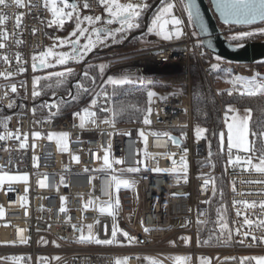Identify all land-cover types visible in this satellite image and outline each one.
<instances>
[{
    "label": "built area",
    "instance_id": "1",
    "mask_svg": "<svg viewBox=\"0 0 264 264\" xmlns=\"http://www.w3.org/2000/svg\"><path fill=\"white\" fill-rule=\"evenodd\" d=\"M73 1L77 17L103 20L108 16L100 0ZM170 3L175 8L172 16L183 21L179 26L183 35H173L170 40L158 36L147 45L123 53L110 52L105 61L110 65L107 78L119 74L148 77L150 81L144 80L143 85H167L171 89L152 98L151 114L147 111L145 116L150 124L143 121L114 126L105 123L113 121L114 102L102 88L72 110L33 111V91L40 85L39 77L45 69L34 70L33 57L49 48L53 16L45 0H23L24 7L14 0L0 5V16L7 17L0 23V33L8 36L7 40L0 36L4 44L0 48V136H5L0 140V173L28 177L25 183L0 187V264H114L119 255L128 257L127 264H138L140 255L168 262L164 256L179 253L192 255L194 264H198V256L211 257L210 264H256L254 257H264V228L258 226L264 219V209L259 207L264 202V173L244 163L245 158L258 157L260 152L232 149L230 154L226 144L213 151L207 139H197L191 91V63L195 59L220 103L225 125L228 106L223 98L247 95L242 94L240 84L234 86L231 81L236 77L261 80L264 61H217L193 32L182 0ZM220 28L228 41L241 44L237 40L244 34L264 33V22L247 26L220 24ZM175 29V25H167L168 31L174 33ZM259 40L264 38L251 42ZM35 63L39 66L38 61ZM217 64L218 69L213 67ZM60 97L58 94L48 101ZM45 108L50 110L49 106ZM86 109L95 116L81 127L80 116ZM60 133L68 134L65 149L48 139L49 134ZM172 138L181 142L173 143ZM105 155L111 167L103 164ZM236 156L241 157L240 162H235ZM182 158L188 163L187 176L183 175ZM258 162L253 159L254 164ZM129 168L139 171H126ZM157 168L173 172H157ZM113 176L129 181V186L121 185L117 191ZM218 179L224 187L227 229L218 237L219 245L198 246V237H202L199 227L210 218ZM205 180L209 181L207 185ZM108 202L114 216L100 212ZM253 203L255 207L248 206ZM246 217L253 224H245ZM89 225L101 240L110 239L115 226L117 242H80L81 234L88 235ZM124 232L135 240L129 242ZM186 237L192 238L193 245L181 243Z\"/></svg>",
    "mask_w": 264,
    "mask_h": 264
},
{
    "label": "snow or ice",
    "instance_id": "2",
    "mask_svg": "<svg viewBox=\"0 0 264 264\" xmlns=\"http://www.w3.org/2000/svg\"><path fill=\"white\" fill-rule=\"evenodd\" d=\"M15 4L19 7H24L23 4V0H14ZM49 3V0H45V6L47 7ZM51 3V11L53 16H55L57 19L53 20L50 22V25L52 23H59V24H63V19H61V17H65V18H70L73 15V12L76 9V5H71L67 3V0H61V3H63L64 8H69L72 9V11H68V12H64L62 8L57 7V0H50ZM7 4V0H0V5H6ZM100 4L102 6H104L106 8V10L108 11L109 15L111 17H115L119 20L120 24H121V30H124V26H127L128 30H131L132 28H138L140 25L139 23H137L136 21L139 19L140 15L142 14V12L144 10H147V8L149 7V5L146 3V0H144V2L140 3V4H135L132 2H129L127 4H121L118 3L117 0H100ZM218 8L220 9L222 15H224L225 20L226 21H231V20H235V22L240 23V22H245V23H250L252 21H255L257 19L259 20H264V0H218L217 3ZM85 7H88L87 4H85ZM174 5L171 3H167L164 7H162L159 12L156 14V16L154 17L153 21H152V27L149 28V32H153L156 35L161 36L164 40H170L173 38V35H175L176 38H179L181 35H183L182 30L180 29V25L183 23V21H181L180 19L175 18L174 16H171L172 13V9H173ZM187 10H188V16L189 19L192 20L196 17L199 16V12L198 10L194 11V4L191 2V0H189V3L187 4ZM171 16L170 19H167L166 17ZM7 19V17L5 16H0V23H2L3 21H5ZM86 20H88L89 24H93L94 22H98L100 20L99 17L93 18V17H85ZM114 20L109 19L108 23L111 24L113 23ZM19 19H17V27L19 26ZM172 24L176 26L175 32H170L167 30V25ZM77 29L80 32H84L86 31L85 29L80 27V23H77ZM201 32L204 34H207V28L203 25V23H201ZM72 35H76L75 32L72 33ZM107 35L111 36L113 39L116 38V33L113 32H108ZM247 35V34H244ZM0 36L3 37L4 40L8 39V36L6 33H0ZM95 38L96 41H101V33L99 29L95 30ZM65 43V41H61V44ZM79 44V41H73L72 42V53H74L75 55H66L61 53L60 57H59V64L63 65L66 63V61L68 59H76L77 62H79L93 47H94V41L91 38H88V43L83 45L82 49H78L76 47V45ZM209 47H211V43H209L208 45ZM4 44L0 43V48H3ZM52 55V50L49 49L47 53L45 54H41V56L39 58L37 57H33V69L35 70L38 65L37 63H35V61L37 59H39V66H47V67H52L53 64L51 63H47L46 64V60L45 57L46 56H51ZM4 59H7V57H5ZM217 61L220 60V57L217 56L216 57ZM214 68L218 69V64L213 66ZM104 70V66L101 65L100 66V71L103 72ZM71 74L70 70L69 73ZM56 76L58 77H62L65 75V73L62 72H58L55 73ZM85 75L87 76V73H85ZM136 81H133L132 79L128 78V77H124L121 79H115V78H109L108 83L112 84V85H124V84H131V83H135ZM142 82V81H141ZM36 83H38V81H36ZM231 83H233V85L235 86L236 84H240L243 89L244 92L242 94H247L249 96H254L257 94H264V78H262L261 80H257L255 78L253 79H246L244 77H236L234 80L231 81ZM13 92L16 91L15 86L12 87L11 89ZM86 90V89H85ZM231 94V93H229ZM33 95L34 96H39L40 93L39 91H36L34 89L33 91ZM148 99H149V103L152 102V98L156 95V93L154 92H148ZM161 99H166V97H161ZM96 101L93 100L92 101V105L95 106ZM11 106V105H10ZM49 107H54V106H49ZM35 111V110H33ZM229 111H235L234 109L229 108ZM148 113L149 115L151 114V109H148ZM77 116H80L79 113L76 114ZM95 113L91 112L89 110H85L84 115L80 116L81 119V127H84L86 120L89 117H94ZM251 120V110L247 109L246 110V115L244 116H240L239 114L235 115L232 117V122L228 123L227 125V141H228V151L231 154L232 149H237L239 151H243V152H256L259 151L260 155L258 157L255 156H248L247 158H245L244 163L246 165H248L249 168L254 169L256 172L258 173H264V128L259 129L258 131H251V135L256 136L261 144V148L259 150L256 149L255 147V142H251L249 141V134H250V127H249V122ZM94 122V121H93ZM105 123H112L114 126V121H105ZM144 123L145 124H150L151 120L148 119L147 117H145L144 119ZM6 126V125H5ZM207 130L204 128H200L199 126L196 128V137L197 139L201 138L202 134L204 132H206ZM35 135L38 137L40 134L39 133H35ZM57 135L59 140L61 141H66L68 138V134L67 133H60V134H54ZM141 135L143 136V132H141ZM156 135H160V134H156ZM167 135V134H165ZM17 139H19V135L16 136ZM51 138V137H49ZM5 139V136H0V140ZM173 139V143H176L175 139ZM224 133H220V142H221V146L223 147L224 144ZM25 140H27V137H25ZM145 144H146V138H145ZM66 147V145H65ZM145 155H147V152H145ZM77 160L79 159L78 157L76 158ZM253 159H257L259 162L258 163H253ZM241 157L240 156H236L235 158V162H240ZM121 161H116V163H120ZM173 164L176 163L175 160L172 161ZM103 164L107 167H111V165L109 164V158L107 155H105L103 157ZM181 164H182V169H183V175L187 176V170H188V163L186 161V159L182 158L181 159ZM126 171L128 172H138L139 168H129L126 169ZM155 171L160 172V171H168V172H173V169H155ZM177 175H180V173H177ZM9 180L12 179H22L25 182L28 180V177L25 175L23 177H8ZM114 184H115V188L118 191L121 185H124L125 187L129 186L130 182L127 180H121L118 179L117 177L113 176L112 177ZM4 180V177L0 176V183H2ZM209 183L208 180H205V185H207ZM116 205H119V200L118 198L116 199ZM247 203V202H245ZM249 207H255V203L248 205ZM112 204L110 202H108V206L107 208L105 207H101L100 208V212L104 213V212H108L110 215H113L112 212ZM259 207L261 209H264V202H262ZM85 208H87V205H85ZM61 211L63 212L64 209L62 208ZM239 215V213H238ZM3 216V211L0 210V217ZM115 218V217H114ZM244 223L247 225H251L253 224V221L248 219L247 217L244 220ZM259 227L264 228V219L259 221ZM222 230H226L227 229V223H221L220 225ZM78 231H80L78 229ZM145 231H148V229H145ZM238 232V230H237ZM229 236L231 235V232L228 231L227 233ZM239 234V233H238ZM250 233H245V235H249ZM124 237L127 238V240L129 242H132L135 240L134 237L130 236L127 232L123 233ZM190 241V238H188ZM253 239H256V237L254 236ZM79 241L82 243H95L98 245H112L114 243L117 242V229L114 226L113 230H112V235L110 239H105V240H101L98 237H96L93 233H92V226L89 225L88 226V235L85 236L83 234H81L79 236ZM21 243H27L26 240H21ZM14 260H16L17 258H13ZM177 261V264H183V261L186 258L183 257H176L175 258ZM256 260V264H264V257H259V258H253ZM114 264H127V260L124 259H119L117 258L114 261ZM150 264H160L159 261L156 260H151ZM201 264H209V262L207 260H205L204 258H201Z\"/></svg>",
    "mask_w": 264,
    "mask_h": 264
},
{
    "label": "trees",
    "instance_id": "3",
    "mask_svg": "<svg viewBox=\"0 0 264 264\" xmlns=\"http://www.w3.org/2000/svg\"><path fill=\"white\" fill-rule=\"evenodd\" d=\"M149 7L144 10L140 15L137 23H139L138 28H133L131 34L141 31L144 28L145 16L149 9L157 2V0H146ZM170 0H165L152 14L151 19L156 16L159 10L164 7ZM56 28H51L49 33L53 37ZM150 32L136 37L133 39L125 48L115 50L112 52H117L120 50L127 49L131 46L138 45L142 41L148 38ZM124 41V40H123ZM107 54H96L94 58L106 57ZM87 73V76L85 75ZM65 74L62 77L53 76L50 78H45L44 87L46 89V97H50L51 94H56L59 92L61 87L67 85L69 81L73 80L76 82L74 87L62 90V96L55 101L57 106L50 107V110H46L45 106L42 108L43 111L52 112H65L74 109L79 106L87 97H89L96 86L100 83L102 79V73L100 71L99 65L90 61L84 68L83 73L80 75L78 72L75 75ZM39 87V86H38ZM86 89V90H85ZM171 89L170 86H159L154 85H127V86H114L113 88L106 87V93L110 94L114 102L113 111V121L115 124H131V123H142L145 119L146 113L149 108L148 92L154 93H165ZM180 89L186 90V87H181ZM191 91H192V105H193V122H194V134L196 135V128H204L207 131L202 134L201 137L208 140L211 149L214 151L219 147V136L223 132L225 125L221 116L220 103L214 96L208 80L199 68L197 61L194 59L191 63ZM72 96L66 99V95ZM223 104L226 106L236 105L238 108L250 109L253 112V117L251 120V131H258L264 128V94H257L254 96L249 95H235L231 94L223 98ZM255 147L257 150L261 148L259 139L254 136ZM216 194L212 200L211 204V214L209 220L200 225L201 241L203 244H213L220 241L214 239L215 231L219 230L221 223H225V218L221 216V210L223 209V182L222 180H217L216 183ZM246 264H251L246 262Z\"/></svg>",
    "mask_w": 264,
    "mask_h": 264
},
{
    "label": "rangeland",
    "instance_id": "4",
    "mask_svg": "<svg viewBox=\"0 0 264 264\" xmlns=\"http://www.w3.org/2000/svg\"><path fill=\"white\" fill-rule=\"evenodd\" d=\"M117 2L121 3V4H127L129 2H132V3H135V4H140V3L144 2V0H117ZM182 2H183V5H184V7H185V9L187 11V6H186L184 0H182ZM67 3L72 5V3H70L69 1H67ZM47 7H48L49 11L52 14L50 0H49V3H48ZM57 7L62 8L64 12L72 11V9L64 8L63 3H61V0H57ZM174 12H175V8L173 7L171 16L173 15ZM52 16H53V14H52ZM169 17H166V18H169ZM56 19L57 18L55 16H53V20H56ZM61 19H63V21H64L63 24L52 23V28H56L57 31L55 32L53 37L51 36V39L49 41V44H50L49 48L47 49L46 52L43 53V54L47 53L49 49L52 50V55L51 56H46L45 60H46V64L47 63H51V64H53V66L52 67L45 66L44 71H42L43 73L39 77V84L40 85L35 90L39 91L40 95L39 96H34V99H33L35 111H41V110L43 111L42 108L44 106L45 107L46 106H57V102L58 101H55V100L48 101V100L53 99L58 94H62V90H66L69 87L71 88L72 87V83L75 82L74 79L69 81V83L67 85H64L63 87L60 88L62 90H59V92H56V94H51L50 97H46L49 94H46V89H45L44 84H43L45 78H50V77L56 76L55 73H58V72H62V73L68 74L69 70H70L71 73H73L72 75L76 76V74L78 72H80V67L83 64L84 60L86 59V57L91 52L98 51L97 48H100L103 45H105L106 47H110V46L113 47V46H115V44L120 43L123 40L127 39L129 37L130 32H131V30L127 29V26H124V30L120 31L121 30V24H120L119 20L117 18H115V17H111L109 15V13H108V16L105 19L99 20L98 22H94L93 24H89L88 20H86L85 17H83V16L77 17L76 16V11L73 12V15L70 18H65V17L62 16ZM109 19L114 20V22L109 24L108 23ZM152 21L153 20H150L149 28L152 27ZM78 22L80 23V27L85 29L86 31L80 32L77 29V23ZM189 23H190L191 28H192L193 32L195 33V35L198 36L192 20L189 19ZM101 28H104L105 30L109 29L110 30L109 32L116 33V38L113 39L111 36L107 35L108 32H105L103 34L101 33V41H96L95 30L96 29L100 30ZM73 32H75L76 35L73 36L72 35ZM158 36L159 35H156L155 33L150 32V35L148 36V38L145 39L144 41H142L140 44L131 46V47H129L127 49H124V50L128 51V50H130L132 48H135V47H137L139 45H142V44L143 45L144 44L147 45V43L152 42L153 38H156ZM88 38L93 39L94 47L79 62H77L76 59H68L65 64H63V65L59 64V57H60L61 53L66 54V55H72V56L75 55L74 53H72V42L73 41H79V44H77V48L78 49H82L83 45L88 43ZM241 38L242 39H238L237 41L241 42V43L251 42L252 39L253 40L263 39L264 38V33L256 34V35H244ZM61 41H65V43L61 44ZM153 44H154V42H153ZM100 49L103 50L102 48H100ZM124 50H120L119 53H123ZM108 55H106V57H97V58H94V59L90 60L91 62L99 65V67L101 65H103L104 66V70H103V72H101L103 75H102V79H101L100 83L96 86V88L94 89L93 93L89 97H87L85 99V101H87L88 99L93 97L94 93L96 92V90L98 88H102V92L106 93V87L113 88L114 86H127V85L139 86V85L143 84L144 80L145 81L146 80L150 81V78H148V77H146L144 79V78H142L140 76H125V75L119 74V75H112L109 78L121 79V78H124V77H128V78H130V79H132L133 81H136V82L135 83H131V84H124V85H112V84H109L108 83L109 78H107L106 76H107V73L109 72L110 65L107 63V61H105L109 57ZM40 56L41 55H37L36 57L39 58ZM36 61L39 62V59H37ZM160 80L161 79H159L158 81H160ZM158 94H160V93H158ZM66 96L68 97V95H66ZM51 110H52V112H55L54 110H56V109H54V110L51 109ZM49 137H51V138H49ZM48 139H50L52 141H55L56 143H58L60 145V147L62 149H65V145H66L65 141L59 140L57 135L49 134L48 135ZM0 176L4 177L3 182L0 183V187H2L4 185L12 184V183H25V181L22 180V179H12V180L8 179V177H23L25 175L0 173ZM221 216H222V218H225V223H226V216H225V212H224L223 209L221 210ZM222 232H225V230H222L221 227H220L219 230L215 231L214 239L217 240L218 237L222 234ZM188 238H190V241H189ZM181 243L184 244V245H190V246L193 245V241H192L191 237H186V239L182 240ZM197 244H198V246H209V245H219L220 243H219V241L217 243L215 241L213 244H208V243L203 244L202 241H201V237L199 236ZM176 257L186 258L183 261V264H194V258H193L192 255H189V254L179 253V254L164 256V258L168 262H170L172 264H177V261L175 259ZM117 258L127 260V262H128V257L126 255H119V256L116 257V259ZM201 258H204L205 260H207L209 262V264L212 261L211 257L198 256L197 257V263L198 264H201ZM256 258H259V257H256ZM151 260L159 261L160 264H169L165 260H162L160 258L151 256V255H140V256L137 257L138 264H150Z\"/></svg>",
    "mask_w": 264,
    "mask_h": 264
},
{
    "label": "water",
    "instance_id": "5",
    "mask_svg": "<svg viewBox=\"0 0 264 264\" xmlns=\"http://www.w3.org/2000/svg\"><path fill=\"white\" fill-rule=\"evenodd\" d=\"M72 5H75L73 0H67ZM165 0H157V2L149 9L145 16L144 28L141 31L131 34L123 43L104 49L100 51H94L90 53L84 60L81 73H83L85 66L90 63L96 54H107L114 50L125 48L133 39L139 37L148 32L150 19L152 14ZM186 6L189 0H184ZM194 4V11L198 10L199 16L192 19L196 32L201 39L202 44L212 54L219 56L220 58L240 63H252L257 61H264V40L235 44L228 41L223 35V31L220 28V24L229 26H247L260 24L264 20H255L250 23L240 22L235 20L226 21L224 15H222L220 9L217 6L218 0H191ZM201 23L207 28V34L201 32ZM100 33H104V30H100ZM211 43V47H209ZM77 47V45H76ZM39 69L45 68V66H38ZM63 97V96H62ZM67 99V98H66ZM177 142H181L179 138H176Z\"/></svg>",
    "mask_w": 264,
    "mask_h": 264
},
{
    "label": "crops",
    "instance_id": "6",
    "mask_svg": "<svg viewBox=\"0 0 264 264\" xmlns=\"http://www.w3.org/2000/svg\"><path fill=\"white\" fill-rule=\"evenodd\" d=\"M100 30H104V33L110 31L109 29L105 30L104 28H101ZM131 31H132V29H131ZM102 34H103V33H102ZM130 35H131V32H130L129 36H130ZM125 40H126V39H125ZM125 40H124V41H125ZM124 41L115 44V46H116V45H119V44H121V43H123ZM142 45H143V44H142ZM139 46H140V45H139ZM113 47H114V46H113ZM100 48H102V49L104 50V49H109V48H111V46H110V47H106L105 45H103V46L100 47ZM100 48H97L98 51L101 50ZM114 51H115V50H114ZM91 53H92V52H91ZM229 108L234 109L235 111H229ZM227 109H228V117H227V121H226L225 128H224L223 132H221V133H224V136H225L224 144H226V145H228V141H227V125H228V123H231V122H232V117L235 116V115H237V114H239L240 116H244V115H246V110H247L246 108H243V109H242V108H238L236 105H229V106L227 107ZM252 117H253V112L251 111V120H252ZM251 120H250V122H249V127H250L249 141H250V143H251ZM219 142H220V136H219ZM220 144H221V142H220ZM224 144H223V145H224ZM235 150H237V149H235ZM237 151H239V150H237ZM239 152L246 153V152H243V151H239Z\"/></svg>",
    "mask_w": 264,
    "mask_h": 264
}]
</instances>
